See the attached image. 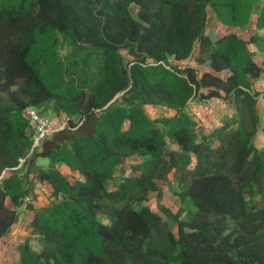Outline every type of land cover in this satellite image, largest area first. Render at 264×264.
<instances>
[{
  "label": "trees",
  "instance_id": "16d2710c",
  "mask_svg": "<svg viewBox=\"0 0 264 264\" xmlns=\"http://www.w3.org/2000/svg\"><path fill=\"white\" fill-rule=\"evenodd\" d=\"M256 1L0 0V240L16 222L12 207L31 212L20 264H264L261 92L250 83L264 61L248 52L264 33V3L257 10ZM208 15L226 29L255 32L211 41ZM57 35L73 57H101L84 98H60ZM195 43L194 61L212 72L186 65ZM6 94L11 107L2 105ZM229 95L233 115L200 133L188 102ZM51 101L72 126L74 113L93 114L96 125L92 137L62 142L47 156L55 167L38 170V180L49 186L48 202L35 207L24 203L15 171L31 144L23 111L41 114ZM159 104L168 112L150 119L143 107ZM168 176L179 188L171 192L174 213L147 199L162 198L156 182Z\"/></svg>",
  "mask_w": 264,
  "mask_h": 264
},
{
  "label": "rangeland",
  "instance_id": "374dc122",
  "mask_svg": "<svg viewBox=\"0 0 264 264\" xmlns=\"http://www.w3.org/2000/svg\"><path fill=\"white\" fill-rule=\"evenodd\" d=\"M264 3V0H257L256 1V9L257 5L261 6ZM258 10V9H257ZM56 45V52L60 60V75L61 77L58 79L59 85L61 83L63 84L62 89L60 90V98L61 99H66L65 101L80 97L84 98L85 94L89 92V88L97 81L94 72L101 67L102 61L100 56H91L89 55V51H83L82 53H79L75 55L74 57L72 56L71 53V48L68 44L63 43L60 40V37L57 35L56 40L54 41ZM43 46H48L47 43H43ZM73 71V72H70ZM16 88H11V91H14ZM121 94L117 95L112 101L117 100L119 101ZM54 104V101H51L49 104H47L42 110L41 114L47 118H52L54 116H59L62 115L66 120L67 116L62 113V111L55 112L52 109V106ZM2 105L5 107H11V101L9 100L8 95H3V100H2ZM163 105L159 104L157 107H152L149 105H146L143 107L145 114L150 118L153 119L154 115L157 112L158 116L164 115L161 110V107ZM158 109L157 111L155 109ZM264 108L258 105V113H259V118H260V123L258 125L259 130L263 129L264 133V128L262 127V123L264 122ZM262 111V112H261ZM57 113V114H55ZM55 114V115H54ZM69 119L74 122H80L82 120L81 114L80 113H74L69 117ZM85 120L82 121V123ZM81 123V124H82ZM264 137V136H263ZM51 137H49L46 141L50 140ZM263 139V138H262ZM255 144L257 147H260V144L257 143L255 140ZM42 145L40 144L39 148L37 149L35 155L33 156V165L29 166L28 161L24 162L21 166L17 164V167L15 169L17 175L19 178L23 179V189L25 192V199L24 203L30 204L31 206L39 207L40 205L47 204L46 200V195L49 193V186L45 182H40L38 180V170H48L51 168H54L55 165L51 164L48 158H44L40 156V153L42 152ZM27 154H24V156ZM23 156V157H24ZM61 171H65V168H61ZM129 170L126 171V174H128ZM116 179L112 181V183H116ZM157 185L161 188L162 187V198H156L154 192H149L147 199L152 202L153 206L155 205H162L165 207H169L172 210V213H174V210L178 207V202L176 200H173L171 198V192H179L178 186L174 184V182L170 179V177H167V180L165 183L162 181L158 180ZM5 203L7 205L11 204L10 199L6 198ZM138 202H133L131 207L133 209H138L139 206ZM19 208L18 210H14L17 216L21 217L22 212L26 213L27 216L23 218H30L31 212L27 211L26 208L23 206L16 207ZM158 211V210H156ZM161 214L160 212H158ZM27 218V219H28ZM22 219L23 223L27 225L28 220ZM165 223V228L170 230L173 234H176V228L175 225L168 219L164 220ZM157 243H159L160 247L164 251H168V248L166 247L164 243V237L161 236L158 238ZM30 246L33 249H37V244L34 241H31Z\"/></svg>",
  "mask_w": 264,
  "mask_h": 264
},
{
  "label": "crops",
  "instance_id": "0c3cea01",
  "mask_svg": "<svg viewBox=\"0 0 264 264\" xmlns=\"http://www.w3.org/2000/svg\"><path fill=\"white\" fill-rule=\"evenodd\" d=\"M204 32L205 36H207L211 41H214L217 37L223 34L232 32L236 33L240 38L244 40H249L255 30L253 27H234L226 29L216 23L214 16L208 15L206 18V28ZM257 36L259 38L258 41L255 44L248 45V52L250 53V56L254 59V61L260 63L264 61V33L262 31H258ZM196 54L197 44L195 43L193 48L192 61L190 63H187L186 65L191 66L198 71L203 70L212 72V70L207 67L206 63H204L203 65H199L194 61ZM250 83L252 91L261 92V94H259L257 97V105L260 104V106L264 108V99L262 98V95L264 94V72L257 79H250ZM189 105L187 111L190 113V115L193 116V113L195 111H199L201 113L200 118L193 119L198 122V131L204 135L209 134L214 128L221 125L224 119L230 118L234 113V107L229 104H226L219 97L204 99L195 98L189 102ZM155 110L157 111L158 109L156 108ZM161 110L163 111V114H166L168 112L167 109L163 106L161 107ZM155 115H157V112ZM56 117L63 116L59 114V116H54L52 118ZM261 128H264V122L262 123ZM262 130L263 129H260V132L257 133L256 137V141L260 145H264V133ZM7 206L11 207L10 204ZM12 209L16 211L19 208L12 207ZM26 216L27 214L24 212H22L21 217L17 216L14 226L0 240V264H20L18 261L17 247L23 241V238L29 233L28 222L27 225H25V223H23L22 221V219H25L23 217ZM27 218L25 220L29 219Z\"/></svg>",
  "mask_w": 264,
  "mask_h": 264
},
{
  "label": "built area",
  "instance_id": "2783aa9c",
  "mask_svg": "<svg viewBox=\"0 0 264 264\" xmlns=\"http://www.w3.org/2000/svg\"><path fill=\"white\" fill-rule=\"evenodd\" d=\"M221 99L226 104H229V102L232 100V95H229L226 99ZM23 114L29 122L27 133L29 134L31 144L27 154L24 157L18 159L19 166L26 162V160H29L31 157H33L40 144H44L49 137L52 138L55 134L64 129L75 130L81 125L83 121L81 120L80 122H73L74 125L72 126L64 117L47 118L41 115L35 108L25 109ZM200 117L201 113L199 111H195L193 113V118L198 119Z\"/></svg>",
  "mask_w": 264,
  "mask_h": 264
},
{
  "label": "water",
  "instance_id": "95a60500",
  "mask_svg": "<svg viewBox=\"0 0 264 264\" xmlns=\"http://www.w3.org/2000/svg\"><path fill=\"white\" fill-rule=\"evenodd\" d=\"M95 125V116L92 114L77 129H64L60 131L43 144L40 156L46 158L52 151L56 150L62 142L70 141L78 137H92L94 135Z\"/></svg>",
  "mask_w": 264,
  "mask_h": 264
}]
</instances>
